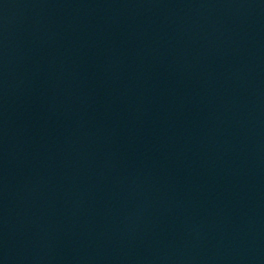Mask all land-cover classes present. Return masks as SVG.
Wrapping results in <instances>:
<instances>
[{
	"label": "water",
	"instance_id": "95a60500",
	"mask_svg": "<svg viewBox=\"0 0 264 264\" xmlns=\"http://www.w3.org/2000/svg\"><path fill=\"white\" fill-rule=\"evenodd\" d=\"M0 264H264V0H0Z\"/></svg>",
	"mask_w": 264,
	"mask_h": 264
}]
</instances>
